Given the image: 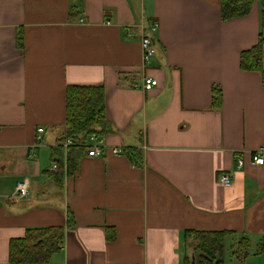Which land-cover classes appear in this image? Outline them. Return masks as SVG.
Segmentation results:
<instances>
[{
    "label": "crops",
    "instance_id": "obj_1",
    "mask_svg": "<svg viewBox=\"0 0 264 264\" xmlns=\"http://www.w3.org/2000/svg\"><path fill=\"white\" fill-rule=\"evenodd\" d=\"M260 1L224 21L221 0H0V264L45 228L64 230L46 264H201L196 236L219 232H234L223 264H264V165L252 159L264 154V84L240 66L259 43ZM146 78L158 87L138 89ZM68 87L103 88L114 131L76 176L64 148L60 179L49 169ZM24 179L30 195L16 200Z\"/></svg>",
    "mask_w": 264,
    "mask_h": 264
},
{
    "label": "trees",
    "instance_id": "obj_2",
    "mask_svg": "<svg viewBox=\"0 0 264 264\" xmlns=\"http://www.w3.org/2000/svg\"><path fill=\"white\" fill-rule=\"evenodd\" d=\"M222 18L224 21L242 18L251 11L253 0H221ZM261 4V26L259 43L241 55V68L262 74L264 84V0ZM155 41V39H154ZM221 90L213 89V101L220 103ZM219 107V106H217ZM113 127L106 117V98L101 87H68L67 89V121L66 133L56 147L54 160L57 159V177L64 176L63 144L67 140L74 142L68 147L66 161L67 174L76 176L81 158L88 152L89 137H99L112 133ZM233 233H201L196 236L197 251L202 253L201 264H223L225 241ZM64 240V230L61 228L32 229L26 232L23 239L13 240L10 245L11 264H46L57 253Z\"/></svg>",
    "mask_w": 264,
    "mask_h": 264
},
{
    "label": "built area",
    "instance_id": "obj_3",
    "mask_svg": "<svg viewBox=\"0 0 264 264\" xmlns=\"http://www.w3.org/2000/svg\"><path fill=\"white\" fill-rule=\"evenodd\" d=\"M158 29V24L156 22L151 23L150 25V29H149V33L150 35H144L142 40H141V44L143 47V51H144V60L145 62H149V60L152 58V56L155 53V49H154V45H155V41L154 38H152L153 34L157 32ZM129 38H132V34H128ZM159 83L156 79L153 78H146L141 84L137 85L138 89H142L144 91H151L153 89H155L156 87H158ZM45 133V129L44 128H39L37 131V136H36V141L35 144L32 146V153L30 154V158H33L35 155V151L38 147L41 146L42 142H43V134ZM98 138L95 136H91L89 137V141H88V154L92 157H98L100 156L101 153V148L100 145L98 143ZM74 142L72 140H67L63 146L64 148L67 150L68 147L73 146ZM113 153L116 155L122 154L123 152L120 149H114ZM253 163L255 165L258 166H263L264 165V154L262 153V151H259L258 153H256L253 156ZM244 165L242 160L238 161V167L242 168ZM49 171L51 173H57L58 171V165L57 163H54L51 168L49 169ZM220 183L222 185H224L225 187H230L232 185V175L228 174V173H222L220 176ZM30 182L28 179H24L19 181L16 184V188H15V193L13 195V198L16 200H23V199H27L30 195Z\"/></svg>",
    "mask_w": 264,
    "mask_h": 264
},
{
    "label": "rangeland",
    "instance_id": "obj_4",
    "mask_svg": "<svg viewBox=\"0 0 264 264\" xmlns=\"http://www.w3.org/2000/svg\"><path fill=\"white\" fill-rule=\"evenodd\" d=\"M237 249V251L240 249V248H236ZM239 253L241 252V251H238Z\"/></svg>",
    "mask_w": 264,
    "mask_h": 264
}]
</instances>
